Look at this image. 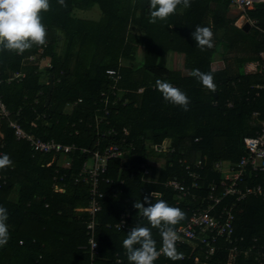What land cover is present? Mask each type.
I'll list each match as a JSON object with an SVG mask.
<instances>
[{"label": "trees", "instance_id": "trees-1", "mask_svg": "<svg viewBox=\"0 0 264 264\" xmlns=\"http://www.w3.org/2000/svg\"><path fill=\"white\" fill-rule=\"evenodd\" d=\"M49 4V10L41 12L47 33L43 45L33 44L23 53L0 50V94L6 105L13 116L20 110L18 117L25 130L44 139L89 149L98 142L102 151L126 139L128 147L124 161H109L106 176L113 178L114 183L102 185L105 198L98 213L99 251L92 261L85 248L89 214L79 210L89 203V188L75 183V175L88 155L77 151L72 167H61L65 189L55 191L54 176L60 159L47 166L51 154L34 153L26 141L16 138L8 120H1L0 153H7L12 163L0 169V205L8 210L10 232L8 243L0 248V264H116L118 256L123 258V264H129L122 247L129 230L107 225L119 222L126 211L130 213L131 227L147 225L134 205L143 203V197L150 192L154 194L153 202L164 199L182 209L185 219L175 228L184 224L192 202L178 205L176 194L164 186L169 178L187 175L181 158L192 162L206 156L207 168L201 184L207 187L221 178L214 169L215 162H238L247 153L244 138L259 130L253 113L259 111V119H264V90L255 98L256 89L252 86L264 84V73L246 72L245 66L258 62L264 49V3L246 11L263 32L256 28L245 32L236 26L235 19L229 16L232 0H191L190 7L178 6L166 21L156 23L149 22V0H64L63 4L49 0ZM96 5L101 10L98 20L79 15ZM197 25L212 28V48L201 51L195 45L190 33ZM140 47L143 59L136 62ZM41 48L50 67H42L40 58L28 59ZM169 52L185 55L187 72L167 67ZM231 53L236 55L231 57ZM217 54L226 56L222 69H213ZM109 68L120 69L123 78L119 87L126 92L112 107L110 126L121 134L123 128H128V136H102L109 126H97L95 121V101L112 84L106 72ZM193 68L211 72L215 90L202 86L190 74ZM17 73L25 76L9 82ZM51 75L55 86L47 107ZM158 79L187 93L188 111L162 98L155 86ZM140 87H144L142 93H138ZM80 98L82 102L71 111L65 109L67 103ZM125 98L128 102L124 105ZM231 98L234 106L227 107ZM33 121L37 128L31 127ZM165 139L171 140L175 152L156 153L155 157L147 142L161 143ZM144 163L153 170L149 182L143 180ZM121 179L124 183H120ZM250 183H264V172L253 173ZM14 192L17 199L13 198ZM239 206L237 235L243 236L246 243L255 237L264 243V199L249 197ZM152 234L159 248V229L152 228ZM176 248L182 258L173 261L162 255L155 264H194L187 257L186 246Z\"/></svg>", "mask_w": 264, "mask_h": 264}, {"label": "built area", "instance_id": "built-area-1", "mask_svg": "<svg viewBox=\"0 0 264 264\" xmlns=\"http://www.w3.org/2000/svg\"><path fill=\"white\" fill-rule=\"evenodd\" d=\"M257 3H264V0H232L233 6L237 7L241 12L253 9ZM251 20V19H250ZM253 26L256 21L251 20ZM259 61L257 62L254 72L262 71L264 73V50L259 53ZM40 58L42 67H50V60L44 56V49L41 48L38 54L29 56V60L35 61ZM107 74L112 84L109 89L101 92L99 98L95 101L96 113L95 121L97 126L105 124L108 127L104 135L118 136L121 131L115 126L111 127L112 107L117 105L126 93L119 87L122 81V73L120 69L109 68ZM25 73H17L14 77L8 79L20 80ZM3 79L0 71V85ZM256 89L254 97H259L261 90H264V84H255L252 86ZM127 91V90H126ZM144 87L138 89V93H142ZM248 100L250 97L247 98ZM38 100H36V103ZM82 99L67 103L66 110L71 111ZM128 102L125 98L124 105ZM217 105V101H213ZM233 99H229L227 107H233ZM20 110L13 116V113L6 105L2 95L0 94V121L8 120L9 127L14 130L18 140L26 141L34 153L51 154L52 160L47 163L50 166L55 160L60 159V168L56 169L54 176L53 189L55 191H64L65 180L61 175V167L71 168L73 164L74 154L81 151L88 157L82 163V166L75 175V183H84L89 188V203L79 210L89 214L86 223L88 248L92 261L99 251V243L97 239L98 232V213L102 210L105 192L102 189L103 184H112L114 179L106 176L108 172L109 161L114 158H120L124 161L126 148L128 147L122 139V144L114 143L108 145L103 151L98 148L97 142L95 148L89 149L79 147L76 144H65L55 139H44L33 131H27L22 126L20 118ZM45 117V115H43ZM260 112L255 111L253 118L259 124V130L255 135L246 136L244 138L247 153L241 159L232 163L230 161H217L214 169L221 174L219 182H215L207 187H203L201 182L204 179V171L207 168L206 156L198 158L192 162H188L186 158H181V162L186 164L185 169L187 175L184 177H172L164 182V186L173 190L176 194V203L179 205L183 201H191L189 208L190 216L184 224L175 228L178 233L176 246L185 245L191 249L187 256L192 258L194 264H239L240 258L245 260L253 259L257 264H264V245L259 243L257 237L251 242L246 243L243 236L236 233V220L240 211L239 204L249 197H259L264 199V183H250V177L253 173L264 172V119H259ZM37 123H31L32 128H37ZM130 130L123 128L122 136H128ZM199 140V139H196ZM147 147L155 151V153L172 154L175 148L172 146L170 139H165L161 143L147 142ZM130 148L134 149V145L130 144ZM129 151V150H128ZM143 171V180L151 181L152 168L144 163L141 166ZM3 176L0 174V181ZM5 182V181H4ZM124 183V179L120 180ZM205 188V189H204ZM130 213L124 212L121 220L114 225L108 224L117 230H130L132 227L128 224ZM165 255L163 252L160 256ZM186 255L183 256L185 258ZM116 264H123V258L118 256Z\"/></svg>", "mask_w": 264, "mask_h": 264}, {"label": "clouds", "instance_id": "clouds-1", "mask_svg": "<svg viewBox=\"0 0 264 264\" xmlns=\"http://www.w3.org/2000/svg\"><path fill=\"white\" fill-rule=\"evenodd\" d=\"M58 2L63 4L64 0ZM190 4L191 0H149V22L166 21L177 11L178 6L188 8ZM49 7V0H0V50L23 53L33 44L43 45L47 33L42 23L41 12L48 11ZM190 35L201 51L213 47L211 27L197 25ZM190 74L202 86L215 90L216 85L211 72H201L193 68ZM155 86L166 102L184 111L189 110L190 98L185 91L167 80L158 79ZM11 163L7 153H0V169L10 166ZM153 196V192H150L143 197V203L134 205L148 224L132 227L122 240L129 264H155L162 252L173 261L182 258V253L176 248L179 237L175 226L185 219L186 213L164 199H155L153 202ZM8 220L7 208L0 205V248H3L10 239ZM152 228L159 229V248L153 238Z\"/></svg>", "mask_w": 264, "mask_h": 264}, {"label": "crops", "instance_id": "crops-1", "mask_svg": "<svg viewBox=\"0 0 264 264\" xmlns=\"http://www.w3.org/2000/svg\"><path fill=\"white\" fill-rule=\"evenodd\" d=\"M95 8L96 7L94 6L93 8H91L89 10H86V11H90V10L94 9L93 15L96 14V16H90V18H88V19L98 20L100 18L101 15H99V12L97 13ZM229 16L231 18H234L236 26H238L239 28H241L245 32H249V31H251L254 28L259 29L261 32H263V30H261L257 25L253 26L251 20L247 17V15L245 13L241 12L237 7H235L233 5L231 6V8L229 10ZM254 21H256V20H254ZM143 52H144L143 48L140 47L139 51H138V56H137L136 62H141V60L143 59ZM234 55H236V53H234V54L231 53V55H229V56L232 57ZM168 58H169V63H167V59ZM225 58H226L225 55L217 54L215 59H214V61H213V69H222V68H224L226 66V61H227V60H225ZM165 62H166L167 67H169V68H171L173 70H178V71H182V72H187L188 71L186 69V67H185L186 57L182 53L169 52L166 55ZM256 64H257V61L249 62L245 66L246 72H253ZM17 197H18L17 193L14 192L13 198L17 199ZM237 220H238V215H237ZM237 220H236V222H237ZM259 243H260V241H259ZM262 244L264 245V243H262ZM186 248L188 250L187 254H189L191 252V249L189 247H187V246H186ZM244 263L257 264L255 261H253V259L245 260L243 257L240 258L239 264H244Z\"/></svg>", "mask_w": 264, "mask_h": 264}, {"label": "rangeland", "instance_id": "rangeland-1", "mask_svg": "<svg viewBox=\"0 0 264 264\" xmlns=\"http://www.w3.org/2000/svg\"><path fill=\"white\" fill-rule=\"evenodd\" d=\"M96 8H95V10L97 11V13L99 12V15H101V10H100V8L96 5L95 6ZM93 12H94V9L93 10H90V11H85V12H80L79 13V15L80 16H82V17H84V18H90V16H96V14L95 15H93ZM101 17V16H100ZM229 55H231V54H229ZM167 63H169V58L167 59ZM154 155H155V157H157L156 156V153H154ZM159 158V157H158ZM154 160V159H153ZM162 162V161H161ZM14 195V194H13Z\"/></svg>", "mask_w": 264, "mask_h": 264}, {"label": "water", "instance_id": "water-1", "mask_svg": "<svg viewBox=\"0 0 264 264\" xmlns=\"http://www.w3.org/2000/svg\"><path fill=\"white\" fill-rule=\"evenodd\" d=\"M54 86H55L54 76L51 75V77H50V89H49L48 97H47V107H49L51 104Z\"/></svg>", "mask_w": 264, "mask_h": 264}]
</instances>
